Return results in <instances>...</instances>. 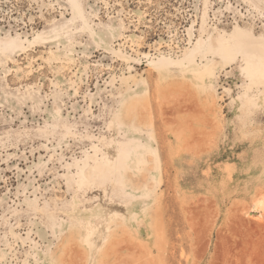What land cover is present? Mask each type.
Segmentation results:
<instances>
[{
  "label": "rangeland",
  "instance_id": "374dc122",
  "mask_svg": "<svg viewBox=\"0 0 264 264\" xmlns=\"http://www.w3.org/2000/svg\"><path fill=\"white\" fill-rule=\"evenodd\" d=\"M258 198L264 0H0V264H264Z\"/></svg>",
  "mask_w": 264,
  "mask_h": 264
},
{
  "label": "bare ground",
  "instance_id": "6f19581e",
  "mask_svg": "<svg viewBox=\"0 0 264 264\" xmlns=\"http://www.w3.org/2000/svg\"><path fill=\"white\" fill-rule=\"evenodd\" d=\"M79 14H81V12L79 13ZM169 59L167 58V57H165V56H162V57H159L158 58V60H156V57H154V59L153 60H151L152 62V64H156V63H161V64H167V61H168ZM257 202H256V204H257V206H258V208H263L264 209V200L263 199H259L258 198V200H256ZM190 209V208H189ZM188 211V210H187ZM204 211V210H203ZM192 212V209H191V211H189V213H191ZM197 213L199 214V212L197 211ZM201 214H204V212L203 213H201ZM193 216V217H192ZM195 214L193 215H191V219H193V218H195V217H197V216H195ZM189 217V216H188ZM200 217H202L201 215H200ZM191 219H189V220H191ZM201 220V221H200ZM195 223H196V221H194ZM199 222H202V219H199ZM190 224H192V223H190ZM197 224V223H196ZM196 224H194V226L196 225ZM202 224V223H201ZM200 224V225H201ZM192 227L193 228V230H192V232L191 233H189V239L190 238H192L193 236H196L197 238H199L201 235V231H200V229H201V227L198 229V228H196V227ZM198 226H199V223H198ZM197 226V227H198ZM137 232H139V235H141L143 232L144 233H147V235L148 236H150L151 234H152V231H148V228H143V227H141L140 225L138 226V229H137ZM159 233V232H158ZM90 235V234H89ZM89 235L87 236V240H88V238H89ZM222 235V234H221ZM220 234L218 235L219 236V240H220V238L222 239L223 238V236L224 237H226L225 235H222L221 236ZM161 236V235H160ZM227 237H230V236H227ZM230 238H228V239H226V238H224V242H229L230 244H229V246L231 245V243L232 242H230V241H227V240H229ZM219 240L217 241L218 243L217 244H219L218 245V247H220L221 246V248H222V244H224V243H222V244H220L219 243ZM115 242H117L116 240H114ZM232 241V240H231ZM226 243L224 244V245H226ZM238 243V242H237ZM114 244V243H113ZM216 244V245H217ZM240 244H238V246H239ZM243 245V244H242ZM135 246V245H134ZM227 246L228 245H226V246H224V247H226V249H227ZM231 246H234V244L233 245H231ZM236 246L237 245H235L234 246V249H237L236 248ZM237 246V247H238ZM224 247H223V249H224ZM110 248H111V246L109 247H107V249H106V251H104V253H103V256H102V258H100L99 259V263L100 264H115V260H112V256H111V251H110ZM217 248V247H216ZM232 248V247H231ZM239 248V247H238ZM244 248V247H243ZM246 248V247H245ZM219 249V248H218ZM226 249H224V250H226ZM234 249H232V250H234ZM241 249V248H240ZM77 250V249H76ZM113 250V249H112ZM115 250V249H114ZM217 250V249H216ZM227 250H231L230 248L229 249H227ZM239 250V249H238ZM237 250V251H238ZM74 251V250H73ZM221 251H222V253H221ZM235 251V253L234 254H236V250H234ZM234 251H227V252H225V251H223L222 249L221 250H219V252L221 253V255L219 254V252L218 251H216L219 255H218V257H215V255H214V259H213V261L210 263V264H238L239 262H238V258H239V255H237L238 257H234L230 252H234ZM76 252V251H75ZM225 252V253H224ZM228 252H229V254H231L230 256H229V254H228ZM240 252H241V250H240ZM242 252H243V249H242ZM70 253V252H69ZM74 253V252H73ZM72 253V254H73ZM238 253V252H237ZM76 254V253H75ZM80 254V253H79ZM114 254H115V251H114ZM119 254V253H118ZM122 254V253H121ZM242 254V253H241ZM78 256H80V255H78ZM216 256H217V254H216ZM216 258V259H215ZM115 259H117V257H115ZM240 259V258H239ZM188 262V261H187Z\"/></svg>",
  "mask_w": 264,
  "mask_h": 264
}]
</instances>
